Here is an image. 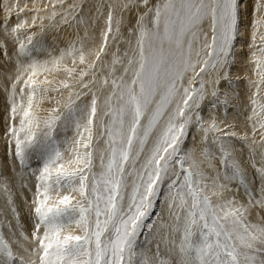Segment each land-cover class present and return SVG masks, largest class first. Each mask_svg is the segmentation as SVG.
<instances>
[{
    "label": "snow or ice",
    "instance_id": "obj_1",
    "mask_svg": "<svg viewBox=\"0 0 264 264\" xmlns=\"http://www.w3.org/2000/svg\"><path fill=\"white\" fill-rule=\"evenodd\" d=\"M30 2L0 5V264H264V0Z\"/></svg>",
    "mask_w": 264,
    "mask_h": 264
},
{
    "label": "rangeland",
    "instance_id": "obj_2",
    "mask_svg": "<svg viewBox=\"0 0 264 264\" xmlns=\"http://www.w3.org/2000/svg\"><path fill=\"white\" fill-rule=\"evenodd\" d=\"M9 2H13V0H9ZM93 2V0H88V3L91 4ZM4 3V0H0V5H2ZM21 6H23V0H21ZM29 7H31V2L29 0ZM3 18V12L2 10H0V20H2ZM15 19V16H13V20ZM247 24V23H246ZM246 24L244 25V29H246ZM244 42V41H243ZM243 42L241 43L242 47L241 49H239V52L241 55L238 56V59H237V63L235 65L234 68H236V70L238 72H240L241 74H243V69H242V64H243V60H244V56H243V53H246L247 52V49L246 47L243 46ZM0 58H2V53H0ZM236 73V72H235ZM2 99V98H0ZM0 109H2V103H0ZM2 119H3V112L0 111V129H2ZM0 203H2V201H0ZM158 211V209H157Z\"/></svg>",
    "mask_w": 264,
    "mask_h": 264
},
{
    "label": "bare ground",
    "instance_id": "obj_3",
    "mask_svg": "<svg viewBox=\"0 0 264 264\" xmlns=\"http://www.w3.org/2000/svg\"><path fill=\"white\" fill-rule=\"evenodd\" d=\"M247 3H250V0H245V4H247ZM242 10H243V5H242ZM247 22H248V17L245 16V17H244V25H245ZM246 25H247V24H246ZM241 31L244 32V31H246V29H244V27H242V28H241ZM243 41H244V37L242 36V37H241V43H242ZM241 43L237 44V52H239V49H241V47H242ZM233 72L235 73V72H238V71L236 70V68H233Z\"/></svg>",
    "mask_w": 264,
    "mask_h": 264
}]
</instances>
